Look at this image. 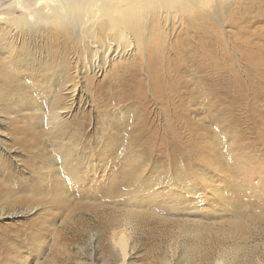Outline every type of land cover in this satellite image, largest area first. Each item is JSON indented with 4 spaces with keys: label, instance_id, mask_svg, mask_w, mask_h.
<instances>
[{
    "label": "rangeland",
    "instance_id": "obj_1",
    "mask_svg": "<svg viewBox=\"0 0 264 264\" xmlns=\"http://www.w3.org/2000/svg\"><path fill=\"white\" fill-rule=\"evenodd\" d=\"M13 1L1 0L0 11L12 8ZM243 18L231 25L223 14L222 26L206 23L209 36L187 22L170 25L169 40L143 51L146 56L135 67L85 75L86 94L71 111L73 122H87L84 133L96 140L94 148L85 146L72 159L78 164L89 155L85 152L95 154L82 161L89 166L82 185H74L49 146V130L40 120L45 107L35 106L49 100L56 79L49 76L36 87L31 80L23 100L17 90H6L10 100L0 103L3 157L19 179L32 184L23 195L40 193L30 213L23 208L15 214L8 207L0 233L26 231L31 222L44 221L34 239L38 249H22L21 264H264V223L250 225L244 234H226L231 223L256 214L254 200H264V51L252 56L245 51L261 42L242 35ZM38 45L42 52L49 47L45 41ZM156 60L160 68H154ZM147 128L168 133L164 152L151 149L156 139L147 136ZM26 144H36V152L25 151ZM141 159L142 184L131 183L125 173H133L129 167ZM50 160L52 175L58 173L64 188L57 200L42 190L41 176L27 163ZM138 196L147 201L136 205ZM131 205L149 216L129 215Z\"/></svg>",
    "mask_w": 264,
    "mask_h": 264
},
{
    "label": "bare ground",
    "instance_id": "obj_2",
    "mask_svg": "<svg viewBox=\"0 0 264 264\" xmlns=\"http://www.w3.org/2000/svg\"><path fill=\"white\" fill-rule=\"evenodd\" d=\"M12 4L14 5L12 8L0 11V103L6 102L5 99L10 100L6 90H17L19 92L17 96L23 100L28 96L26 86L31 80L32 83L35 82L33 87H36L41 81L48 80L49 76L56 79V83L47 91L50 93L49 100L43 107L38 104L35 106L39 110L45 107V113L40 116V120L49 130L48 144L54 148L63 167L69 169L68 173L73 176L71 180L76 181L74 185L88 182L89 166L82 161L95 156L85 152L89 155H84L81 163L77 164L72 160L73 156L76 157L79 152H83L81 150L85 146L94 148L96 143L95 139L84 133L87 122H73L75 119L72 118L71 113L76 107L78 96L86 94L83 82L85 75L96 77L106 70H114L116 73L135 67L136 61L146 56L143 51L154 50L156 42H162L163 38L167 40L172 36L170 25L173 24L187 22L193 26L189 29L197 33L198 29L202 28L206 36H209L210 28L206 23L222 26L223 14L229 15L232 19L229 20L231 25L236 23V18L246 17L243 18L246 26L241 27L240 32L242 35L250 36L252 40L261 42L260 46L245 47L249 56L264 51L262 38L264 37V0H25L23 3L15 0ZM20 9L22 10L19 11ZM41 41L49 44L45 52L39 48L38 43ZM124 60L128 62L122 65L121 62ZM154 64H156L154 68H160V62L156 60ZM152 65H149V69L153 68ZM141 118L143 119V116ZM36 130L40 132V129ZM144 131L147 136L156 139L150 142L151 149L159 148L160 153L164 152L168 133L166 131L158 133L148 128ZM2 144L0 138V217L6 214L8 207H13L15 214H21L23 208L25 210L23 213H30L38 206V203L33 201V197H39L40 192L31 197L23 195L24 188L28 192L32 184L17 177L8 161L9 157H3L5 148ZM24 150L33 154L37 150V145L26 144ZM27 163H30L29 166L41 176L44 182L42 190L52 194L54 200L64 195V188L62 184L60 185L61 177L58 173L56 177L52 175L53 161H47L44 165L40 162ZM143 165L144 160L135 161L129 167L134 169L133 173H125V178L131 183L133 179L141 183ZM96 174L97 172H92L94 177ZM148 188L147 184L141 187L143 192L148 191ZM131 190L132 193H141L139 188ZM133 199L138 206L147 201L145 196ZM252 204L259 208L256 214L248 222L231 223L226 234L229 236L244 234L250 230V225L257 226L264 223V200L262 202L254 200ZM135 207L126 212L136 218L149 216L148 210H138ZM41 225L44 226V221L40 224L31 222L26 227V231L17 230L14 233L2 231L0 264H21L24 248L36 252L38 243L35 244L34 239L40 237ZM116 235L117 229L114 230L113 237ZM123 244L122 246L125 247ZM126 251L127 249H124L120 252L124 258L127 255Z\"/></svg>",
    "mask_w": 264,
    "mask_h": 264
}]
</instances>
